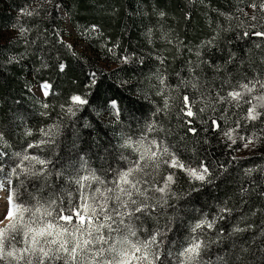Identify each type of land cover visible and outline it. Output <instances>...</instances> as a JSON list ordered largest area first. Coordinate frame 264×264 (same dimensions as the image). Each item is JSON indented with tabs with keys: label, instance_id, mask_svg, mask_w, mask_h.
I'll use <instances>...</instances> for the list:
<instances>
[{
	"label": "trees",
	"instance_id": "1",
	"mask_svg": "<svg viewBox=\"0 0 264 264\" xmlns=\"http://www.w3.org/2000/svg\"><path fill=\"white\" fill-rule=\"evenodd\" d=\"M51 1L39 5L37 0H0V30H16L14 36L0 41V169L11 172L17 153L50 159L51 187L40 194L62 192L66 207L67 194H75V185L69 182L72 174L91 169L110 181L136 159L131 149L121 147L126 137L133 141L146 137L145 143L163 140L186 164L196 167L203 160L213 173L212 183L192 184L184 172L162 166V174L175 172L177 198H170L166 210L157 209L155 218L145 217L143 227L148 232L170 229L161 247L164 264H175L174 254L197 222L215 218L225 206L233 211L216 224L223 236L217 238L213 231L204 237L213 241L204 254L206 264H223L221 258L234 261L245 246L255 250L264 241L259 236L264 230V149L258 148L260 143L264 146V115L247 122L249 104L237 107L235 102H221L219 96L226 97L234 86L254 76H264V39L243 36L254 31V23L255 30L264 31L260 27L264 13L259 7L255 13L248 7L253 0ZM58 6L75 31L85 35L95 56L88 57L61 39L65 31ZM29 12L32 15L25 14ZM253 14L257 21L250 19ZM159 77L165 79L163 85ZM93 79L96 84L90 87ZM39 82L50 85L48 96L40 98L31 90ZM189 82L197 87L193 89ZM75 95L89 103L73 105ZM185 95L196 114L193 117L180 111ZM165 99L170 108L164 107ZM110 100L117 102L119 115L107 121L101 115L110 112ZM68 107L76 111L75 116L67 114ZM53 125L59 126L55 143L28 148L46 139L41 130ZM189 127L196 129L195 135ZM231 129H236V144L223 135ZM254 133L261 138L254 137L255 143L246 151L239 137ZM247 169L255 171L249 176ZM12 180L21 200L29 199L28 193H35L39 185L26 180L20 187L21 180ZM236 224L253 228L229 236ZM169 252L173 256L165 259Z\"/></svg>",
	"mask_w": 264,
	"mask_h": 264
},
{
	"label": "snow or ice",
	"instance_id": "2",
	"mask_svg": "<svg viewBox=\"0 0 264 264\" xmlns=\"http://www.w3.org/2000/svg\"><path fill=\"white\" fill-rule=\"evenodd\" d=\"M248 7L254 13L259 7V11L264 13V0H260L259 5L253 0ZM25 14L32 15L30 12ZM244 15L247 16L248 13L245 12ZM250 19L257 21L258 18L253 14ZM260 21V27L264 28V16L260 17ZM251 28L254 31L243 32L244 37L255 36L264 39V31L255 30L257 28L255 23ZM20 31L23 34L24 29ZM207 43L211 45L212 41ZM233 58L234 54L230 60ZM124 62H128L127 57L124 58ZM60 68L63 71L64 65ZM159 81L162 85L165 83L163 77H159ZM189 83L193 89L197 87L196 83ZM95 84L96 81L93 79L89 86ZM41 88L43 95L48 96L50 85L44 83ZM182 100L183 106L180 111L188 117L195 116L189 97L185 95ZM219 100L227 103L235 102L237 107L247 103L250 107L247 108L244 119L247 122L259 120L261 115H264L258 111L264 109V76L257 75L247 82L239 83L228 91L226 97L219 96ZM71 103L83 106L89 101L75 95L71 97ZM107 103L116 109L119 115L117 102L110 100ZM44 107L47 108L48 105L45 104ZM164 107L170 108L168 99H165ZM204 110V108L200 109L201 112ZM66 112L71 116L76 115L72 107H68ZM187 123L190 124L191 121ZM212 123L219 128L215 120ZM237 125L239 126V121ZM58 128V125H53L47 130L42 129L41 134L46 139L37 144H29L28 148L55 143ZM152 130L149 127V131ZM188 131L193 135L196 134L195 128L189 127ZM235 132L236 129H231L225 131L223 135L232 144H236L237 140L233 135ZM261 132L264 133V129ZM254 137L261 138L256 137L254 133L252 137L241 136L239 139L245 141L244 147L247 148L255 143ZM0 139H3L2 134ZM145 140L146 137L136 141L131 137L124 139L121 147L131 149L136 154V159L130 160L127 168L116 171L110 181L91 169L82 168L72 174L69 182L75 185V194L72 192L67 194L66 207L62 192L60 195L50 192L47 197L40 194L45 188L51 187L49 177L52 172L49 165L52 161L27 152L17 153L18 162L7 178L9 188L5 190V196L2 198L4 202L0 204V224L4 225L0 228V264H164L161 247L166 231L170 229L161 231L157 228L148 232L143 227L145 217L155 218L157 209L166 210L171 206L170 198H177L173 188L176 184L175 172L162 174V166L184 172L192 184L212 183L213 173L203 160L196 167L186 164L163 140L158 142L153 139L147 143ZM224 171L227 169L224 168ZM253 171L255 169H247L245 174L250 176ZM56 175L61 176L62 173L57 172ZM12 177L17 180L24 177L20 187L24 186L26 180L39 181L37 191L29 192V199L21 200L20 192L13 184ZM157 177L160 179L158 180ZM0 190H4L2 183ZM198 190L199 188L192 189V191ZM243 192H247V189H243ZM232 211L225 206L215 218L206 217L197 222L191 229L192 235L187 242L174 254L175 264H206L204 254L213 241L204 237L213 231L217 232V238L223 236V231L218 230L216 224L231 215ZM257 211L260 210L253 211L252 215H256ZM252 228V224H247L245 227L236 224L229 236ZM142 232H147V235L142 236ZM259 236L264 237V230L260 231ZM252 243L255 244V240ZM167 256H173V253H167L165 259ZM221 260L223 264H264V241L256 245L255 250L248 246L242 247L235 255L234 261L223 258Z\"/></svg>",
	"mask_w": 264,
	"mask_h": 264
},
{
	"label": "rangeland",
	"instance_id": "3",
	"mask_svg": "<svg viewBox=\"0 0 264 264\" xmlns=\"http://www.w3.org/2000/svg\"><path fill=\"white\" fill-rule=\"evenodd\" d=\"M51 2H52L51 0H37V3L39 5H48ZM57 11H58L60 20L63 22L64 31H65L64 34H61V39L67 42L71 47H73L74 50H77L88 57L95 56L96 53H94L93 50H91L87 41L84 40L85 35H80L72 27L69 16L67 13H65L64 9L58 6ZM96 30H97L96 28H92L93 32H96ZM15 34H16V30H13V29L0 30V41H3L9 37H12ZM44 83H47V82H39L31 86V90L33 91V93L40 98L45 97L43 95V91L41 88L42 84ZM110 109L111 110L108 114L101 115L102 119L107 120V121L114 119V117L117 114L116 109H113L112 107H110ZM258 148L264 149L263 143L262 144L260 143V147L258 146ZM245 150L247 151L248 149L245 148ZM1 169L2 171H0V183L4 185V190H0V204L4 202L2 198L5 196V190L9 188V185L7 183V178L10 176V173H11L9 168L3 167ZM3 227L4 225L0 224V228H3Z\"/></svg>",
	"mask_w": 264,
	"mask_h": 264
}]
</instances>
